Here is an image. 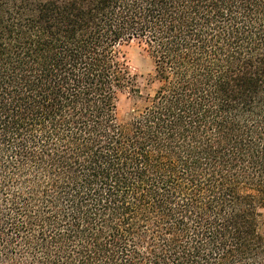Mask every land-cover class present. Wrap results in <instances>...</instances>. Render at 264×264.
Wrapping results in <instances>:
<instances>
[{
    "label": "trees",
    "instance_id": "16d2710c",
    "mask_svg": "<svg viewBox=\"0 0 264 264\" xmlns=\"http://www.w3.org/2000/svg\"><path fill=\"white\" fill-rule=\"evenodd\" d=\"M263 208L264 0H0V264H264Z\"/></svg>",
    "mask_w": 264,
    "mask_h": 264
},
{
    "label": "rangeland",
    "instance_id": "374dc122",
    "mask_svg": "<svg viewBox=\"0 0 264 264\" xmlns=\"http://www.w3.org/2000/svg\"><path fill=\"white\" fill-rule=\"evenodd\" d=\"M124 52L131 71L136 73L138 76V84L143 87L145 85L146 78L152 71L151 61L144 55L141 48L135 42H132L129 46L125 47ZM130 107V98L125 93H121L119 95L117 106L118 117L120 119H124ZM261 211L264 216V208Z\"/></svg>",
    "mask_w": 264,
    "mask_h": 264
}]
</instances>
